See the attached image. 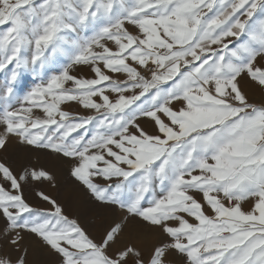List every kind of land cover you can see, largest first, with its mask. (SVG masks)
<instances>
[{
	"label": "snow or ice",
	"instance_id": "6c2138e0",
	"mask_svg": "<svg viewBox=\"0 0 264 264\" xmlns=\"http://www.w3.org/2000/svg\"><path fill=\"white\" fill-rule=\"evenodd\" d=\"M252 91L264 0H0V264H264Z\"/></svg>",
	"mask_w": 264,
	"mask_h": 264
},
{
	"label": "rangeland",
	"instance_id": "374dc122",
	"mask_svg": "<svg viewBox=\"0 0 264 264\" xmlns=\"http://www.w3.org/2000/svg\"><path fill=\"white\" fill-rule=\"evenodd\" d=\"M250 95L257 103H260L264 99L258 91H252ZM0 158L14 162L17 167H20L29 160L33 163L36 161L35 155L29 156L28 154L22 153L15 146H10L7 153H0ZM40 163L51 170L56 176V186H46V190L65 205L73 216L80 217L89 222L94 221L96 229L102 228L105 223L104 219L97 218L93 215L90 200L85 195L83 188L78 186L70 177L67 166L44 160H41ZM133 235L135 234L133 233ZM150 243V239L145 238V244Z\"/></svg>",
	"mask_w": 264,
	"mask_h": 264
}]
</instances>
